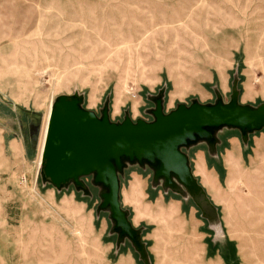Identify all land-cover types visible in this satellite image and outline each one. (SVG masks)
Masks as SVG:
<instances>
[{"label":"rangeland","instance_id":"obj_1","mask_svg":"<svg viewBox=\"0 0 264 264\" xmlns=\"http://www.w3.org/2000/svg\"><path fill=\"white\" fill-rule=\"evenodd\" d=\"M235 82L241 104L264 102V0H0V264H144L129 241L116 246L90 178L91 196L42 182L57 97L150 121L162 89L168 112L228 102ZM232 134L216 154L189 151L217 211L208 220L187 195L154 187L149 169L126 170L121 203L149 264H264V132L228 160Z\"/></svg>","mask_w":264,"mask_h":264},{"label":"water","instance_id":"obj_2","mask_svg":"<svg viewBox=\"0 0 264 264\" xmlns=\"http://www.w3.org/2000/svg\"><path fill=\"white\" fill-rule=\"evenodd\" d=\"M164 94L162 89L150 98V121L132 120L128 113L123 120L112 121L108 100L97 114L84 107L81 95L57 97L50 109L41 156L42 182L57 191L74 186L91 196L86 183L90 178L91 186L99 188L97 212L109 213L116 246L129 241L144 264H149V258L142 231L133 226L130 212L121 203V178L126 170L134 166L149 169L154 187L187 195L208 220L217 211L193 174L189 151L204 145L216 154L225 131L238 132L245 147L252 135L264 132V102L241 104L237 82L228 102L220 95L214 103L193 99L168 112Z\"/></svg>","mask_w":264,"mask_h":264},{"label":"crops","instance_id":"obj_3","mask_svg":"<svg viewBox=\"0 0 264 264\" xmlns=\"http://www.w3.org/2000/svg\"><path fill=\"white\" fill-rule=\"evenodd\" d=\"M231 132H234L236 134H232V136L228 139V143L230 144V146H229L230 149L227 150V152H226L228 160L232 159L233 156L236 157V159H237V156L240 158V156H241V145H243V143L241 141L240 134L236 131H231ZM234 136H239V139L234 137ZM201 155H202V153L199 152L198 156H201Z\"/></svg>","mask_w":264,"mask_h":264},{"label":"flooded vegetation","instance_id":"obj_4","mask_svg":"<svg viewBox=\"0 0 264 264\" xmlns=\"http://www.w3.org/2000/svg\"><path fill=\"white\" fill-rule=\"evenodd\" d=\"M33 130V128H31V131Z\"/></svg>","mask_w":264,"mask_h":264},{"label":"bare ground","instance_id":"obj_5","mask_svg":"<svg viewBox=\"0 0 264 264\" xmlns=\"http://www.w3.org/2000/svg\"><path fill=\"white\" fill-rule=\"evenodd\" d=\"M42 156V155H41Z\"/></svg>","mask_w":264,"mask_h":264}]
</instances>
